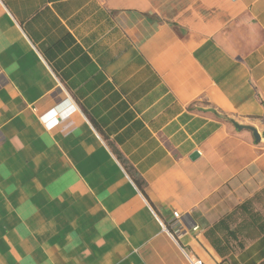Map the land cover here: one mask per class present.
I'll return each mask as SVG.
<instances>
[{"label": "crops", "instance_id": "obj_1", "mask_svg": "<svg viewBox=\"0 0 264 264\" xmlns=\"http://www.w3.org/2000/svg\"><path fill=\"white\" fill-rule=\"evenodd\" d=\"M193 259L264 264V0H0V264Z\"/></svg>", "mask_w": 264, "mask_h": 264}, {"label": "trees", "instance_id": "obj_2", "mask_svg": "<svg viewBox=\"0 0 264 264\" xmlns=\"http://www.w3.org/2000/svg\"><path fill=\"white\" fill-rule=\"evenodd\" d=\"M226 119V118H225ZM227 121H231L226 119ZM114 154L116 155V157L121 161V163L123 164L124 168L126 169L127 173L131 175V177L133 178L136 186L138 187L139 190H141V192L144 194L145 190H144V182L141 178L137 177L136 174H134L133 168L130 165L126 164V161L124 158H122L121 154L115 149L113 150Z\"/></svg>", "mask_w": 264, "mask_h": 264}, {"label": "water", "instance_id": "obj_3", "mask_svg": "<svg viewBox=\"0 0 264 264\" xmlns=\"http://www.w3.org/2000/svg\"><path fill=\"white\" fill-rule=\"evenodd\" d=\"M234 126H235L237 129H243V128H245V126L240 125V124H238V123H234ZM250 129L252 130L253 137H255L256 140H259L260 137H258L256 131H255L253 128H250ZM190 156H191V158L194 159V158H196L198 155H197L196 152H194V153H192Z\"/></svg>", "mask_w": 264, "mask_h": 264}, {"label": "built area", "instance_id": "obj_4", "mask_svg": "<svg viewBox=\"0 0 264 264\" xmlns=\"http://www.w3.org/2000/svg\"><path fill=\"white\" fill-rule=\"evenodd\" d=\"M173 218H174V222H176V226L178 225V224H180V222H179V218H180V215H179V213L178 212H173ZM191 263L192 264H202V262L200 261V260H198V259H193V260H191Z\"/></svg>", "mask_w": 264, "mask_h": 264}]
</instances>
